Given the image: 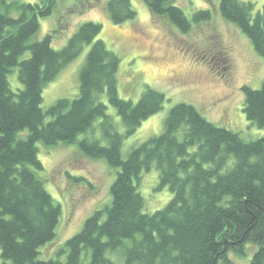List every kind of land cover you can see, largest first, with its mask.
<instances>
[{"label": "trees", "instance_id": "obj_1", "mask_svg": "<svg viewBox=\"0 0 264 264\" xmlns=\"http://www.w3.org/2000/svg\"><path fill=\"white\" fill-rule=\"evenodd\" d=\"M143 1L152 17L167 18L184 34L191 31V21L174 0ZM57 4L0 0V264H118L117 254L124 258L121 264H231L230 253L243 255L248 244L258 246L250 264H264V137L247 142L182 103L168 113L161 135L124 159L125 139L161 112L167 98L150 87L137 104L119 96L121 60L99 39L103 27L98 23L83 24L62 50L52 47V33L30 44L39 20L51 17ZM106 10L115 25L137 18L130 0H109ZM220 14L264 59V6L257 12L252 2L222 0ZM211 17L210 11H200L194 22ZM87 45L92 46L80 73V96L44 111L45 86ZM15 69L22 86L17 92L9 82ZM242 89L248 121L264 130V82L258 90ZM104 96L117 111L123 133ZM99 120L109 146L98 140L79 146L89 158L104 159L118 170L112 199L67 241L65 263L44 259L41 250L57 237L61 207L46 189L39 145L78 143ZM153 167L161 187L168 186L174 196L149 215L143 212L139 185Z\"/></svg>", "mask_w": 264, "mask_h": 264}, {"label": "rangeland", "instance_id": "obj_2", "mask_svg": "<svg viewBox=\"0 0 264 264\" xmlns=\"http://www.w3.org/2000/svg\"><path fill=\"white\" fill-rule=\"evenodd\" d=\"M108 1L58 0L53 15L39 20L40 30L29 43L43 40L52 33V47L62 50L83 24L98 23L103 27L99 39L121 60L119 96L137 104L147 87L166 96L164 109L125 139L124 159L133 149L161 135L168 113L182 103L193 105L208 121L239 133L247 142L264 137V130L249 122L243 111L245 94L242 89L244 86L255 90L262 87L264 59L255 51L248 37L222 18V0H174L173 4L180 7L192 23L191 31L186 34L167 18L152 17L143 0H130L137 12L135 20L115 25L106 10ZM240 1L254 3L257 12L264 6V0ZM204 10L211 12V19L195 23V14ZM91 46H85L81 55L45 86L44 111L61 99L74 100L80 96V73ZM29 56L30 53H27L22 59ZM9 82L14 92L22 88L17 69L9 75ZM102 100L123 133L125 128L117 111L109 105L106 96ZM100 122L97 121L93 129L81 134L78 143L55 147L39 145V158L45 167L46 189L61 207L57 237L41 250L44 259L59 258L65 263L67 241L81 232L86 220L112 199L111 187L117 179L118 170L110 167L104 159L89 158L79 146L83 140H98L103 146H109ZM27 134L20 137L24 138ZM139 187L145 199V214L153 215L162 210L174 196L168 186L161 187L160 172L156 167L141 175ZM257 250V245L248 244L243 255L230 253V262L250 264ZM114 259L118 264L124 262V258L118 254Z\"/></svg>", "mask_w": 264, "mask_h": 264}]
</instances>
